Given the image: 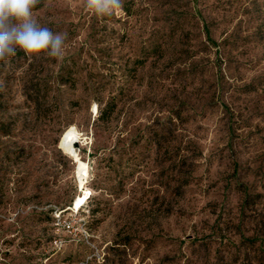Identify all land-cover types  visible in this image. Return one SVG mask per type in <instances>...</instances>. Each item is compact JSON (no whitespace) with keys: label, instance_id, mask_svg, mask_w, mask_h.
Masks as SVG:
<instances>
[{"label":"rangeland","instance_id":"374dc122","mask_svg":"<svg viewBox=\"0 0 264 264\" xmlns=\"http://www.w3.org/2000/svg\"><path fill=\"white\" fill-rule=\"evenodd\" d=\"M33 16L66 40L0 62V264H264V0Z\"/></svg>","mask_w":264,"mask_h":264},{"label":"clouds","instance_id":"9594fccd","mask_svg":"<svg viewBox=\"0 0 264 264\" xmlns=\"http://www.w3.org/2000/svg\"><path fill=\"white\" fill-rule=\"evenodd\" d=\"M40 2L0 0V62L10 61L18 50L28 57L47 54L59 59L63 56L66 34L54 33L34 19L33 10ZM85 8L97 17H112L123 10V0H85ZM95 259H99L98 250Z\"/></svg>","mask_w":264,"mask_h":264},{"label":"trees","instance_id":"16d2710c","mask_svg":"<svg viewBox=\"0 0 264 264\" xmlns=\"http://www.w3.org/2000/svg\"><path fill=\"white\" fill-rule=\"evenodd\" d=\"M102 104L103 103L100 101L98 120L108 121L110 118H112V116L116 112V108L118 105V96L112 94L110 99L106 101V105L103 106ZM245 191H246V195L243 201L241 213L245 215L247 210H252V213L254 214V212H256L255 207L257 205H261V204L264 205V191L250 190L249 186L245 188ZM261 236L264 237V219H262L261 223L259 224V230L257 233L258 238H261Z\"/></svg>","mask_w":264,"mask_h":264},{"label":"bare ground","instance_id":"6f19581e","mask_svg":"<svg viewBox=\"0 0 264 264\" xmlns=\"http://www.w3.org/2000/svg\"><path fill=\"white\" fill-rule=\"evenodd\" d=\"M78 203H79V201H78Z\"/></svg>","mask_w":264,"mask_h":264}]
</instances>
